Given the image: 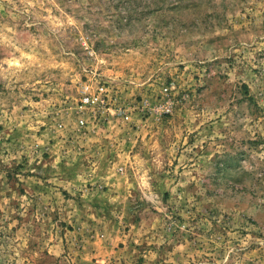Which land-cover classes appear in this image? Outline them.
I'll return each mask as SVG.
<instances>
[{
	"label": "rangeland",
	"instance_id": "rangeland-1",
	"mask_svg": "<svg viewBox=\"0 0 264 264\" xmlns=\"http://www.w3.org/2000/svg\"><path fill=\"white\" fill-rule=\"evenodd\" d=\"M0 264H264V0H0Z\"/></svg>",
	"mask_w": 264,
	"mask_h": 264
},
{
	"label": "built area",
	"instance_id": "built-area-1",
	"mask_svg": "<svg viewBox=\"0 0 264 264\" xmlns=\"http://www.w3.org/2000/svg\"><path fill=\"white\" fill-rule=\"evenodd\" d=\"M168 91V88H166ZM113 97L110 93V87L107 82L99 81L97 84L92 82H87L84 84L82 89V95L80 98V103L78 105V110L80 112L78 118V124L80 126H86L88 124L86 113L91 111L93 115L97 118L99 114L100 117H108L112 113L111 102ZM114 109V114L120 116L124 120L130 119V110L122 109L121 107H116ZM172 102L166 103L162 111L163 113L172 111Z\"/></svg>",
	"mask_w": 264,
	"mask_h": 264
}]
</instances>
